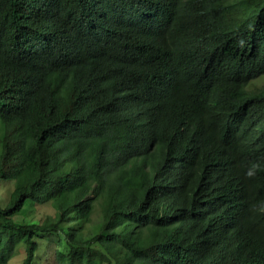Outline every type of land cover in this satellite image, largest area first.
Wrapping results in <instances>:
<instances>
[{
  "label": "trees",
  "instance_id": "16d2710c",
  "mask_svg": "<svg viewBox=\"0 0 264 264\" xmlns=\"http://www.w3.org/2000/svg\"><path fill=\"white\" fill-rule=\"evenodd\" d=\"M263 76L264 0H0V264H264Z\"/></svg>",
  "mask_w": 264,
  "mask_h": 264
},
{
  "label": "rangeland",
  "instance_id": "374dc122",
  "mask_svg": "<svg viewBox=\"0 0 264 264\" xmlns=\"http://www.w3.org/2000/svg\"><path fill=\"white\" fill-rule=\"evenodd\" d=\"M250 87H253L256 89L264 88V76L253 81L250 84ZM10 191H11V185L10 184H4V186L0 185V197L2 199H4L2 201V204H5ZM29 212L30 211H28V209L26 208L22 213H20L19 215L14 217L15 222L20 223L23 219H27ZM48 212H50V210L48 208L41 209V208L37 207L35 218L39 219L40 217H43L44 214H46ZM21 238H22V235L19 233L17 235L18 244L15 248L14 256L9 261L8 264H22L23 260L25 259V251H24V248H23L22 243H21ZM51 240H52V237L51 238H42L40 241L39 255H41L40 260H41L42 264H46L44 261L48 257L47 253L53 249V246L48 243V242H51Z\"/></svg>",
  "mask_w": 264,
  "mask_h": 264
}]
</instances>
